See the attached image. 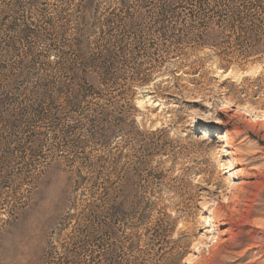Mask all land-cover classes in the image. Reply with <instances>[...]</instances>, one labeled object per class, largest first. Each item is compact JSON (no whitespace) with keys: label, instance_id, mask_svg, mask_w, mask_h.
<instances>
[{"label":"rangeland","instance_id":"rangeland-1","mask_svg":"<svg viewBox=\"0 0 264 264\" xmlns=\"http://www.w3.org/2000/svg\"><path fill=\"white\" fill-rule=\"evenodd\" d=\"M262 115L264 0H0V264H264Z\"/></svg>","mask_w":264,"mask_h":264},{"label":"bare ground","instance_id":"bare-ground-1","mask_svg":"<svg viewBox=\"0 0 264 264\" xmlns=\"http://www.w3.org/2000/svg\"><path fill=\"white\" fill-rule=\"evenodd\" d=\"M257 117V116H256ZM264 117V115H262V116H260L259 118H263ZM193 122V121H192ZM261 126H264V123L263 124H261ZM223 138V137H222ZM225 138V137H224ZM223 138V139H224ZM222 140V139H221ZM226 141V140H225ZM228 143V142H227ZM230 143H232V142H230ZM229 143V144H230ZM222 154L223 153H226V151H225V148L223 147V146H221V151H220ZM256 197V196H255ZM254 197V198H255ZM264 197V195L262 194L261 195V198H263ZM251 201V200H250ZM254 200H252L251 202H253ZM262 201V200H261ZM229 203H232L231 201L229 202ZM246 206L247 207H249V208H251L252 206H251V203H249V202H247V204H246ZM263 206V205H262ZM258 209H260V206L259 207H257ZM262 208V207H261ZM216 210H217V208H216ZM234 217V216H233ZM233 217H227V216H224V219L225 220H227V222H228V224H229V229H228V233L231 235V236H233V235H235V232L240 228V225H241V222H239V221H236ZM208 218H206L205 219V222L204 223H208V224H210V219L208 220ZM245 220H247V218H245L243 221H245ZM242 221V220H241ZM242 226V225H241ZM264 233V232H263ZM264 235V234H263ZM231 239V238H230ZM221 242H223L221 239H217V241L215 242L216 243V245L217 244H220ZM225 242V241H224ZM205 245V244H204ZM216 246H212V248H211V251H213V250H215L216 248H215ZM238 247V245H233L232 246V248H237ZM209 256V255H208ZM210 258V257H209ZM211 260V259H210ZM207 262H208V260H207Z\"/></svg>","mask_w":264,"mask_h":264},{"label":"trees","instance_id":"trees-1","mask_svg":"<svg viewBox=\"0 0 264 264\" xmlns=\"http://www.w3.org/2000/svg\"><path fill=\"white\" fill-rule=\"evenodd\" d=\"M121 3H122V2H121ZM122 4H123V3H122ZM226 7H228V6H226ZM198 9H199V12H200V11H203V10H204V7L201 6V4H199ZM209 11L211 12V11H213V9L210 8ZM225 11H227V10H223V12H225ZM229 12H230L231 14H234V13H235V11L233 12L231 8H230ZM236 13H237V11H236ZM214 14H216V16H219L220 18L223 17V15H222V11L214 12Z\"/></svg>","mask_w":264,"mask_h":264}]
</instances>
